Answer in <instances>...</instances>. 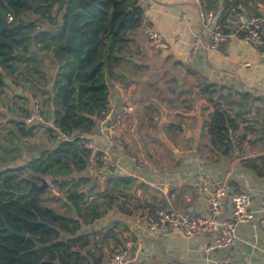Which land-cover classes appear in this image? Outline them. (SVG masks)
<instances>
[{"label": "crops", "instance_id": "obj_1", "mask_svg": "<svg viewBox=\"0 0 264 264\" xmlns=\"http://www.w3.org/2000/svg\"><path fill=\"white\" fill-rule=\"evenodd\" d=\"M212 1L217 11L204 27L197 19L202 0H139L144 17L166 37V47L156 49L138 29L132 32L130 46L137 51L132 60L144 68L122 63L126 78L113 80L108 96V107L122 113L121 125L110 135L98 129L88 137L112 163L107 175L100 168L91 173L100 182L102 175L106 177L94 193L103 215L82 226L90 238L88 251L102 255L99 264H109L101 247L112 244L117 231L136 242L131 255L140 264H212L225 253L232 255L231 264H264L261 214L236 225L233 246L211 253L203 251L204 243L212 240L209 235H153L144 223L148 213L170 208L207 217L202 188L217 184L234 183L233 191L249 195L252 209L264 197V177L247 167L252 162L261 166L264 156V66L258 63V52L240 36L229 37L217 50L201 47L194 57L190 48L194 36L206 44L211 30L230 29L231 33L243 18L264 14V0L250 5L247 12L232 10L225 18H220L222 0ZM177 36L180 39L175 41ZM203 83L217 85L225 97L222 107L235 123L225 151L215 152L207 136L213 107L200 94ZM228 90L233 94L228 95ZM241 91L250 95H240ZM126 105L134 111L122 112ZM93 167L87 166L83 176H89ZM100 196H105V208L100 206ZM230 209V200L225 199L221 218H228Z\"/></svg>", "mask_w": 264, "mask_h": 264}, {"label": "trees", "instance_id": "obj_2", "mask_svg": "<svg viewBox=\"0 0 264 264\" xmlns=\"http://www.w3.org/2000/svg\"><path fill=\"white\" fill-rule=\"evenodd\" d=\"M259 1L222 0L220 18L232 10L247 12ZM202 2L205 9L217 11L212 0ZM143 17L139 0H0V94L8 85L7 75L17 72L29 93L39 90L48 95L53 126L62 136L56 147L25 165L0 170V264L100 263L102 255L96 258L88 251L89 234L82 231L83 225L103 215L97 200L88 202V194L79 188L90 182L83 176L89 155L85 144L98 132V120L109 108L111 82L126 78L122 63L144 68L133 62L137 51L130 46ZM44 58L55 68L50 90ZM200 94L213 107L207 128L212 149L225 151L235 126L222 107L225 97L214 83H203ZM15 121L21 137L39 124ZM1 159L6 163L15 158ZM260 161L261 166L252 162L247 167L264 177V156ZM96 162L102 163L100 158ZM43 176L64 191L61 200L70 214L44 203V189L18 196L27 191L29 179ZM229 187L234 190L235 184L230 182ZM100 206L106 207V202ZM5 224L25 235H10Z\"/></svg>", "mask_w": 264, "mask_h": 264}, {"label": "built area", "instance_id": "obj_3", "mask_svg": "<svg viewBox=\"0 0 264 264\" xmlns=\"http://www.w3.org/2000/svg\"><path fill=\"white\" fill-rule=\"evenodd\" d=\"M214 12L207 10L203 6L197 9V19L201 26H208L214 19ZM12 18L9 17V20ZM138 31L146 37L152 46L156 49L166 47V37L160 34L148 21L146 17L141 20ZM240 36L248 45L252 46L258 52V63L264 66V14H259L248 18L246 22L241 20L239 26L231 31L224 33L219 29L210 31L208 43H203L200 36L192 37L190 41L191 57L203 48L205 50H217L221 43L227 41L229 37ZM179 36L174 40L178 41ZM130 113L134 111L132 105H126L122 112ZM41 121L43 119L35 112H31L26 119L27 122ZM122 113H119L113 107H109L106 113L98 120V129L101 134L110 135L117 126L121 125ZM110 121H113L110 124ZM85 146L89 149L87 165L93 167L100 158L101 162L107 166L111 165V160L106 154L97 156L98 149L87 142ZM207 203V217L193 215L191 213H182L176 209H160L145 216V228L153 234L159 235L165 232H175L192 237L196 234H205L212 237V240L204 243L203 251L205 253L227 250L234 245L236 241V225L246 223L255 218L256 214L264 216V197L260 200L257 208H251V198L242 191H233L225 184H217L211 189L202 188ZM229 199L231 203L230 215L228 218H221L223 201ZM136 247V242L128 238L121 231L116 232V239L112 244H105L101 247L104 258L109 264H140L137 259L131 255L132 249ZM232 255L225 253L212 264H230Z\"/></svg>", "mask_w": 264, "mask_h": 264}, {"label": "rangeland", "instance_id": "obj_4", "mask_svg": "<svg viewBox=\"0 0 264 264\" xmlns=\"http://www.w3.org/2000/svg\"><path fill=\"white\" fill-rule=\"evenodd\" d=\"M30 18L34 17L30 16ZM44 70L50 79V83H52L51 81L55 73V68L45 58ZM7 78L8 85L4 88L3 93L0 94V170L25 165L27 161L38 157L43 151L52 150L62 137L57 130L51 126L53 121L51 119V107L48 101V95L43 94L39 90L29 93L26 88H23L22 80L19 78L17 72L7 75ZM50 83L46 86V90L51 89ZM31 110H34L33 112L38 114L43 121L42 123L38 120L33 121L39 124L36 125L29 136L21 137L15 120H22L26 125H30L33 122L30 123L26 121V112L28 116ZM12 156H14V160H10L6 163L1 161V158H11ZM96 168H100L101 170L104 169L105 172L103 175H107V165L104 163L99 165L96 162L88 176L90 182L88 184L79 185V188L83 189L84 192L88 194V202L96 201V198L99 199V196L96 197L94 193L95 191L98 193V190L104 186L106 180V177L103 175L101 176L103 182L92 177L93 175H91V173L93 171L95 172ZM40 178L46 179L47 182V186L44 188V194L42 195L43 202L55 208L60 213H69L67 212L66 205L63 204L61 200L64 191L61 190L57 184H52L50 178L45 176ZM37 183L40 184V181L37 180ZM90 195H93V197L89 198ZM94 196L96 197L95 199ZM100 201L106 202L105 196H100ZM102 208L105 207L102 206ZM96 253L99 254L98 251H96ZM99 256L100 255H97L96 258Z\"/></svg>", "mask_w": 264, "mask_h": 264}, {"label": "water", "instance_id": "obj_5", "mask_svg": "<svg viewBox=\"0 0 264 264\" xmlns=\"http://www.w3.org/2000/svg\"><path fill=\"white\" fill-rule=\"evenodd\" d=\"M247 20L248 18L242 19L243 22H246ZM37 180L40 181V184L37 183ZM29 183L30 186L28 187L27 191L23 194H19L18 196H29L32 192L39 191L47 186L46 179L40 177H37L36 180L29 179ZM3 228L6 229L10 235H25V232L18 233L7 224H5Z\"/></svg>", "mask_w": 264, "mask_h": 264}]
</instances>
